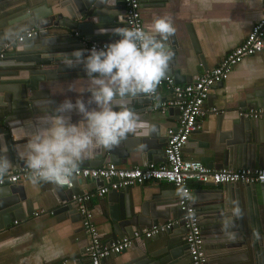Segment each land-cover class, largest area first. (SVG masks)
I'll use <instances>...</instances> for the list:
<instances>
[{
    "label": "crops",
    "instance_id": "0c3cea01",
    "mask_svg": "<svg viewBox=\"0 0 264 264\" xmlns=\"http://www.w3.org/2000/svg\"><path fill=\"white\" fill-rule=\"evenodd\" d=\"M38 2L41 3L43 13H47L49 10L57 11L54 7V0H38ZM150 2L139 3L143 27H150L154 18L158 16H170L177 29L175 36L172 37L174 41L172 46L174 48V65L172 68L177 70L180 75L177 77L176 83L189 82L186 80H190V76L191 80H194L196 76L216 65L226 52L243 40L252 24L259 19L262 6L261 0H159L158 2H161L159 4H150ZM16 5L14 0H6L0 12L10 10ZM121 18L123 27H126L123 15ZM22 26L27 29L33 27L31 23ZM14 42H18L16 37ZM78 72L80 71H74L71 75L67 69L61 72L52 69L44 81H38V86L41 90H47L49 99L59 103L65 96L59 93L53 95V93L62 86L66 87L69 82L84 80L85 76L77 75L85 74L83 69L81 73ZM66 95L74 101L77 94L67 92ZM168 95V90L161 87L158 89V98L156 99H162ZM259 95H264V48L256 54L243 57L233 66L220 85L211 87L203 106L206 109L214 108L215 112H208L201 118L198 130L190 134L186 146L182 149L183 157L200 160V158H204L203 156L213 155V149L224 148L225 143L232 140L231 136L234 133L232 129L236 126L237 111L240 108H245L247 101H252ZM42 114L39 109L10 129L9 143L14 157L11 170L16 166L24 165L17 153L27 142L32 123ZM177 114L178 111L175 107H169L163 112L152 111L149 107L148 111L144 110L140 115L148 132L152 128L157 131L160 138L158 141L162 145L161 150L164 147L165 130L176 124ZM73 119L75 121L78 117L73 116ZM17 137L20 138L17 139ZM199 150L202 152L196 153ZM106 158L103 151L99 158L86 160L84 163L92 162L98 166L104 164ZM126 159V162L122 161L119 164L110 162L120 167L142 166V159L138 154L126 157ZM220 161L218 157H214L206 164L216 166ZM149 162L161 164L163 153L155 154ZM227 168L241 167L230 166ZM101 181L80 180L73 190L77 194L94 192L96 187L102 184ZM223 185H192L193 204L196 201L199 206L203 205L202 200L206 194L201 190L210 189V187L220 189ZM17 187L23 193V210L20 211L17 204L11 203L1 211L2 213L0 212V226L2 225L0 229V264H89L84 251L85 239L80 226L81 215L72 200L70 208L61 214H52L51 210L59 206L54 192L56 186L45 183L33 184L28 177L21 181ZM62 188L66 189V187ZM2 189L5 188H0V191ZM107 193L101 197L92 194L86 202V206L92 213V222L102 241L106 244L112 242L109 220V207L112 202L108 201ZM128 195L136 211L141 205L150 211L154 207L164 208L166 211L171 205L176 208V197L172 186L164 181L151 180L131 185ZM258 210L261 216L263 207L259 205ZM7 211L13 212L11 220L5 214ZM35 211L41 212L38 215H32ZM243 211H246L247 221L251 225L254 217L252 205ZM243 213L245 214V212ZM166 214L168 213L166 212ZM169 214L171 213L169 212ZM1 216L5 219H2ZM167 220H173L174 224L177 222V219ZM234 235L235 233L231 236L236 239V235ZM169 237L173 239L174 243L167 248L172 250L173 255L172 258L168 256L169 260L165 264H190L184 244V230L180 226L174 227L170 233L162 231L157 234V237L154 235L149 239L136 242L119 254L109 255L103 260L104 264H124L138 254L159 247L162 241ZM205 240L213 241L215 237L208 235ZM236 241L230 244H239ZM205 248L209 264L219 261L221 254L214 252L213 245H205ZM207 250H211L210 254L207 253ZM166 254L167 252L162 253L156 259Z\"/></svg>",
    "mask_w": 264,
    "mask_h": 264
},
{
    "label": "water",
    "instance_id": "95a60500",
    "mask_svg": "<svg viewBox=\"0 0 264 264\" xmlns=\"http://www.w3.org/2000/svg\"><path fill=\"white\" fill-rule=\"evenodd\" d=\"M4 1L6 0H0V9L3 7ZM14 1L17 3L14 8L0 12V36L9 29L15 32L20 26L27 23H31L36 32L32 37L25 38L20 42H14L15 35L7 39H0V144L7 145V155L12 161L14 157L9 143L10 129L18 125L23 118L41 109L40 106L47 104L50 97L47 90L39 88L38 81H44L52 69L58 72L67 69L71 75L74 71L81 73L83 69L82 66L66 67L57 54H71L77 49H83L87 53L89 49L85 47L86 41L114 42L119 37L113 32V29L123 27L121 17L124 15L123 0H116L114 6H107L101 3V0H54V7L57 11L49 10L47 13L41 11V3L38 0ZM148 1H151L150 4L161 3L158 2L159 0H139V3H148ZM169 44L174 50L172 38ZM173 65L172 59L168 75L173 78L174 82H177L176 79L180 75L177 70H173ZM77 75L85 76V74ZM189 79L186 81H193L191 76ZM149 104L150 100L144 99L134 103L133 108L141 115L144 110L148 111ZM246 105L245 108L252 107L264 111V95L247 101ZM142 123L145 125V122L142 121ZM143 132L149 134L130 136L119 147L113 150H103L107 157L105 163L111 161L119 164L122 161L126 162V157L138 154L143 165L146 164L144 161H151L155 154L161 155L163 150H161L162 145L158 141L160 138L157 131L150 130L148 132L145 127ZM232 132H234L231 136L232 140L226 142L224 148L213 149V155L203 156L204 158H200V161L208 166L206 164L208 161L218 157L221 160L219 164L208 166L213 168L264 167V117L250 119L237 115L236 126ZM164 143L165 138L163 146ZM103 151L99 150L94 155V159L99 158ZM201 152L202 150L196 151V153ZM95 165L97 164L92 162L82 164V166ZM94 181L97 182L99 179ZM79 182L80 179L75 177L72 187L64 189L56 186L54 188L59 206L51 210L52 214H61L70 208L72 195L77 194L73 187ZM19 184L20 182H5L0 186V188H5L0 191V212L11 203L17 204L20 211L23 210V193L17 187ZM205 186L213 185L205 184ZM128 189L129 187H124L110 190L107 193L108 201L112 202L109 207L110 240L113 241L123 235H131L137 227L160 224L166 219H177V222L164 232L170 233L176 226H180L184 230L183 221L180 219L182 211L177 204L176 208L171 205L166 211L164 208L156 207L150 211L141 205L136 211L129 198ZM201 191L206 194L202 200L203 205L199 206L194 199V209L199 218L204 244L213 245L214 252L221 254L219 261H215L214 264H264V185L225 183L220 189L210 187V189ZM193 197L195 198L194 195ZM251 205L254 217L253 222L249 225L246 211L243 210ZM259 205L263 207L261 216L258 210ZM5 214L9 220L12 219V211H7ZM1 218L5 219L2 216ZM233 233H235L236 239L231 236ZM208 235L214 236L215 240H205ZM235 241L239 244H230ZM172 243L174 241L169 237L162 241L159 247L138 254L124 264H165L173 255L172 250L167 248ZM165 252H167L165 256L156 259L158 255ZM210 252L211 250H207L208 254Z\"/></svg>",
    "mask_w": 264,
    "mask_h": 264
},
{
    "label": "clouds",
    "instance_id": "9594fccd",
    "mask_svg": "<svg viewBox=\"0 0 264 264\" xmlns=\"http://www.w3.org/2000/svg\"><path fill=\"white\" fill-rule=\"evenodd\" d=\"M101 3L114 6L116 0ZM176 31L170 16H158L147 28L113 29L119 39L102 48L57 54L63 65L82 66L86 75L53 93L64 95L62 101L50 98L40 106L43 114L32 123L27 142L17 153L33 184L71 187L81 165L99 150H113L130 136L149 134L143 132L145 125L133 105L158 98L173 59L169 42ZM26 32L23 26L15 32L9 29L0 39ZM67 92L77 94L74 101ZM12 167L7 145L0 144V184Z\"/></svg>",
    "mask_w": 264,
    "mask_h": 264
},
{
    "label": "built area",
    "instance_id": "2783aa9c",
    "mask_svg": "<svg viewBox=\"0 0 264 264\" xmlns=\"http://www.w3.org/2000/svg\"><path fill=\"white\" fill-rule=\"evenodd\" d=\"M261 2L259 19L252 24L243 40L226 52L216 65L188 83H176L170 75H167L159 88L165 87L169 95L162 99L150 100L149 107L152 111L163 112L169 107H175L178 111L176 124L165 130L163 162L161 164L148 162L142 166L120 167L107 162L98 166L81 165L76 178L102 180V184L97 186L94 192L72 195L71 199L81 215L80 226L85 239L84 251L89 264H104L103 260L109 255L119 254L132 244L149 239L159 232L171 228L174 223L173 220H167L160 224L139 228L134 230L131 235L121 236L106 244L96 230L92 222V213L86 206V202L92 194L101 197L110 190H118L151 180L169 183L176 197V204L182 211L180 219L183 221L184 243L189 263L209 264L199 219L192 201V185L219 186L225 183L264 185V167L213 168L206 166L198 159H185L182 155V147L190 134L198 130L201 118L208 112H215L214 108L206 109L203 106L211 87L226 79L233 66L243 57L256 54L264 48V0ZM123 5V19L126 27H143L139 0H123ZM35 32V28L31 27L25 34L16 36V41L20 42L25 38H30ZM105 44H107L105 41L92 40L86 41L85 47L89 50L93 47L99 49ZM237 115L244 118L260 119L264 117V111L248 107L239 109ZM29 176L30 172L25 164L20 165L10 170L3 183H18ZM40 212L35 211L32 215H38Z\"/></svg>",
    "mask_w": 264,
    "mask_h": 264
}]
</instances>
